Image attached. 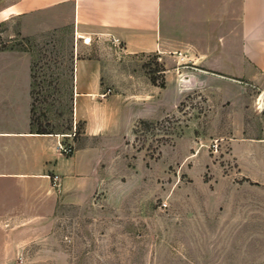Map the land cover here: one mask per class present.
I'll list each match as a JSON object with an SVG mask.
<instances>
[{"label": "rangeland", "instance_id": "374dc122", "mask_svg": "<svg viewBox=\"0 0 264 264\" xmlns=\"http://www.w3.org/2000/svg\"><path fill=\"white\" fill-rule=\"evenodd\" d=\"M18 29L16 18L0 25V48L31 53L32 129L79 136L83 122L73 119L71 97L76 33L69 24L27 37ZM90 39L79 57L120 56L105 36ZM199 67L211 75L208 66L190 62L165 65L155 53L114 63L111 93L143 91L144 75L154 80L153 114L161 106L168 111L137 121L129 138L118 126L116 155L107 162L111 172L89 202L61 205L51 224L18 246L24 255L1 258L0 264H264V225L243 224L239 217L243 197L257 201L262 193L243 189L229 144L241 133L260 135V84L211 87L193 77ZM114 99H108L112 105Z\"/></svg>", "mask_w": 264, "mask_h": 264}, {"label": "crops", "instance_id": "0c3cea01", "mask_svg": "<svg viewBox=\"0 0 264 264\" xmlns=\"http://www.w3.org/2000/svg\"><path fill=\"white\" fill-rule=\"evenodd\" d=\"M13 18L23 37L72 26L77 39L72 111L83 128L79 136L32 129L31 53L0 50V259L24 255L18 246L51 224L61 205L89 202L111 172L107 162L116 155L118 126L129 138L137 121L161 118L168 111L161 106L153 114L154 84L144 75L143 91L111 93L114 63L125 65L155 53L165 65L208 66L210 76L199 67L193 77L210 81L211 87L218 83L233 90L235 81H256L264 111V0H0V25ZM94 35L113 43L120 53L117 60L78 56L90 48ZM111 96L116 105L109 102ZM139 103H144L141 115ZM258 130L259 136L241 133L229 143L241 186L262 193L257 201L249 195L241 200L243 224L264 225V124ZM58 142L71 143L73 152L63 153Z\"/></svg>", "mask_w": 264, "mask_h": 264}, {"label": "built area", "instance_id": "2783aa9c", "mask_svg": "<svg viewBox=\"0 0 264 264\" xmlns=\"http://www.w3.org/2000/svg\"><path fill=\"white\" fill-rule=\"evenodd\" d=\"M68 135L69 136H74L75 132L73 131V133H68ZM57 147H58L59 150H61L65 154H71L73 152V145L71 143L65 144L63 142H58ZM212 147H213L214 151H217V144H213ZM53 178H54L55 181L58 180V176H56V175ZM162 206L166 207L167 203L163 202Z\"/></svg>", "mask_w": 264, "mask_h": 264}, {"label": "trees", "instance_id": "16d2710c", "mask_svg": "<svg viewBox=\"0 0 264 264\" xmlns=\"http://www.w3.org/2000/svg\"><path fill=\"white\" fill-rule=\"evenodd\" d=\"M4 48H0V50H3ZM151 81H152V83H154V80H152L151 79ZM141 122H144L143 120H141L140 121V123ZM31 125H33V122H32V119H31ZM37 132H39V133H48V132H52V131H45V130H36Z\"/></svg>", "mask_w": 264, "mask_h": 264}]
</instances>
